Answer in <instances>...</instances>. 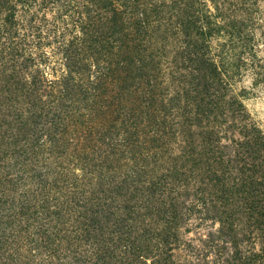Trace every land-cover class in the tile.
Instances as JSON below:
<instances>
[{
  "label": "trees",
  "instance_id": "1",
  "mask_svg": "<svg viewBox=\"0 0 264 264\" xmlns=\"http://www.w3.org/2000/svg\"><path fill=\"white\" fill-rule=\"evenodd\" d=\"M225 3L0 0V258L25 236L42 264H264L256 3ZM75 6L54 58L47 12ZM193 216L218 226L181 260Z\"/></svg>",
  "mask_w": 264,
  "mask_h": 264
},
{
  "label": "rangeland",
  "instance_id": "2",
  "mask_svg": "<svg viewBox=\"0 0 264 264\" xmlns=\"http://www.w3.org/2000/svg\"><path fill=\"white\" fill-rule=\"evenodd\" d=\"M240 1L244 0H226L225 5L223 6V11H226L230 16L234 17L236 13L234 12L233 7H237V3L240 4ZM229 2H231V4L233 3L232 7L230 6ZM250 2L256 3L253 6V20L250 21V23H252L250 28H252L254 41L256 42L255 51L257 52V56L254 57L255 63L259 64L260 67L255 64L253 68L254 72H252V74H247L246 76H244L242 81L239 82V85H242V87H246V96L244 97L246 107L264 131V0H250ZM77 8L76 6L72 8L71 14L68 16V20H64L65 17H60L58 19L54 18V15L56 14L55 11L47 12V18L51 22V24H49L48 26L47 23L46 26L42 29V31L45 32L43 34L47 38L45 40L46 45L44 46V50L49 51L51 55L56 53V51H58V48L62 46V44H64L65 42H68V40L74 35L75 29L71 28L74 24L69 23L70 26L68 28L66 27V22H69V17L71 15L75 16L74 11ZM79 8L82 9L83 6H80ZM27 9H29L28 12H31L36 10V7L30 6ZM22 11H24L23 13H25V10ZM76 16H78V11ZM47 31L48 33H46ZM53 56L54 58H57L56 55ZM51 63L54 64L55 61H52ZM48 70L50 71V75L53 77H56L57 73H60L57 72L54 75L53 70L51 68H48ZM221 134L224 136V132ZM173 147L176 152H178L179 144L177 146V144L174 143ZM167 156H169V152L167 153ZM75 172H82L81 163H77V165L75 166ZM191 199L192 196L190 197L188 204H190L192 207H196V205L191 204ZM189 221L190 222L187 224V227L181 228V231H183V241L181 242V246L175 249L176 256L179 257L181 260L186 261L191 259L195 260L197 256H201V253H199V250H197L198 246L196 248H186L185 242L190 241L192 242V244L194 242L196 244H199V240H197L198 238H200L201 236H205L208 233V230L215 229L218 226V222L217 224L215 223L214 226L212 224L211 219H209L208 222L200 224L194 216L193 219ZM187 228L189 229L187 230ZM28 241L29 240H27L25 236L20 238L18 240V242L21 244L20 247L17 246L18 249L15 252L14 249L11 250V254L14 253V255H12V257L10 256V259H4L1 256L0 262H2V264H42V257L39 258V256H34L35 253L29 252L30 245ZM1 254L2 253L0 252V255Z\"/></svg>",
  "mask_w": 264,
  "mask_h": 264
}]
</instances>
